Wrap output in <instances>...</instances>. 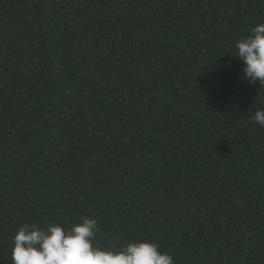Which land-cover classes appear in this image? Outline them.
Returning <instances> with one entry per match:
<instances>
[{
  "label": "trees",
  "instance_id": "trees-1",
  "mask_svg": "<svg viewBox=\"0 0 264 264\" xmlns=\"http://www.w3.org/2000/svg\"><path fill=\"white\" fill-rule=\"evenodd\" d=\"M264 0H0V264L24 223L264 264Z\"/></svg>",
  "mask_w": 264,
  "mask_h": 264
},
{
  "label": "clouds",
  "instance_id": "clouds-1",
  "mask_svg": "<svg viewBox=\"0 0 264 264\" xmlns=\"http://www.w3.org/2000/svg\"><path fill=\"white\" fill-rule=\"evenodd\" d=\"M235 49L243 78L264 85V22L239 37ZM249 123L264 127V109H256ZM98 232L97 221L87 216L70 227L57 222L24 223L13 236L11 264H175L157 241L138 238L106 247L97 241Z\"/></svg>",
  "mask_w": 264,
  "mask_h": 264
}]
</instances>
